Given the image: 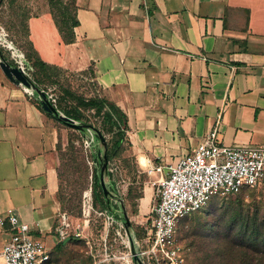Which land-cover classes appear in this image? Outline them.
<instances>
[{
    "label": "crops",
    "instance_id": "0c3cea01",
    "mask_svg": "<svg viewBox=\"0 0 264 264\" xmlns=\"http://www.w3.org/2000/svg\"><path fill=\"white\" fill-rule=\"evenodd\" d=\"M74 5L72 42L63 41L47 4L27 18L26 39L43 62L87 80L125 113L126 138L113 158L127 176L128 160L142 175L137 218L150 219L155 182L213 128L228 146L264 142V0ZM36 100L0 69V216L12 209L55 264L56 250L75 239L70 231L57 237L63 218L70 226L59 199L69 128ZM150 167L162 173L148 174ZM9 236L0 226V248Z\"/></svg>",
    "mask_w": 264,
    "mask_h": 264
},
{
    "label": "rangeland",
    "instance_id": "374dc122",
    "mask_svg": "<svg viewBox=\"0 0 264 264\" xmlns=\"http://www.w3.org/2000/svg\"><path fill=\"white\" fill-rule=\"evenodd\" d=\"M59 1L54 6L56 13L57 9L66 6L70 9V0ZM46 4L49 7L48 0H2L0 29L6 41L16 49L24 50L26 20L40 13ZM0 52L12 65L9 53L2 45ZM41 88L53 93L57 99L63 96L64 89L87 98L97 94L96 88L87 80L62 71ZM85 115L88 123L98 127L99 122L92 111H85ZM67 127V143L59 150V199L61 211L68 216L69 231L72 235L76 230L81 234L56 250L53 254L55 264H124L131 246L124 245L122 240V237L125 240L127 224L121 217L126 216L135 240L143 236L148 226L146 220L136 217L138 198L142 195V175L132 173L133 167L128 160L127 176L112 157L108 162L111 175L103 177L111 209L109 212L102 210L100 202L92 195V169L94 166L99 168V164L92 161L93 146L101 145L94 140L93 130H86L82 136L78 129ZM102 135L107 141L112 140L110 133L104 131ZM106 215L113 218L107 227ZM263 223L264 190L244 189L238 194L212 196L202 209L184 218L179 226L185 264H238L242 259L246 264H259L264 260ZM202 249L204 253H201ZM203 255L208 256L204 263Z\"/></svg>",
    "mask_w": 264,
    "mask_h": 264
},
{
    "label": "built area",
    "instance_id": "2783aa9c",
    "mask_svg": "<svg viewBox=\"0 0 264 264\" xmlns=\"http://www.w3.org/2000/svg\"><path fill=\"white\" fill-rule=\"evenodd\" d=\"M2 45L12 61L31 81V69L22 51L4 38ZM55 108L56 96L39 88ZM161 172V167H150L147 173ZM244 189L264 190V142L259 145H232L222 143L218 128L209 131L187 154L177 157L156 182L151 204V217L143 236L135 240V253H126L124 264H185L184 248L178 236L182 220L202 209L212 196L238 194ZM106 227L113 221L106 215ZM8 225L10 236L0 248V264H53L50 250L38 237L30 233V226L12 209L0 216V226ZM76 230L73 236H79ZM70 235L63 218L57 237ZM124 245L131 246L130 238L122 237ZM96 264V263H94Z\"/></svg>",
    "mask_w": 264,
    "mask_h": 264
},
{
    "label": "trees",
    "instance_id": "16d2710c",
    "mask_svg": "<svg viewBox=\"0 0 264 264\" xmlns=\"http://www.w3.org/2000/svg\"><path fill=\"white\" fill-rule=\"evenodd\" d=\"M71 1V7H63L57 9L56 13L54 10V6L59 3V0H48L49 11L53 17L55 25L63 39L64 42L70 43L74 40V27L78 24V21L75 17V5L74 0ZM2 0H0L1 5ZM26 32V28H25ZM24 57L26 58L28 65L31 69L32 80L31 82L37 87L41 88L43 84L47 82V80H51L56 78L57 74L62 70L46 64L43 62L36 51L33 49L31 43L26 39L25 49L22 50ZM1 53V52H0ZM0 58L4 61H7L6 58L0 54ZM8 62V61H7ZM9 63V62H8ZM63 72V71H62ZM51 82H54L52 80ZM69 102L61 105V102ZM38 107L45 112L42 107L40 100H36ZM55 109L68 117L75 122L78 123H88L85 115V111H92L93 117L97 118L99 125L98 127L95 125L93 137L96 142H98L101 147H94V153L92 155L93 164H99V168L96 166L92 169V195L97 202H100V208L106 212L110 211V205L108 203V195L104 194L103 188L101 186V177L104 176L110 177L108 169V162L114 156L115 152L121 147L122 143L126 138V130L127 126V117L125 113L112 101L108 100L106 97H100L98 95H94L91 97H84L76 94L71 90H63V96L59 97L56 101ZM47 115L52 117L53 119L59 121L60 123L69 126L63 120H58V115L45 112ZM71 127V126H69ZM82 136L85 134L84 129H78ZM108 132L111 134V141H107L102 132ZM97 133H100L103 136L104 142H101ZM105 156V157H104ZM104 164L106 166L104 167ZM104 169V172L101 174V169ZM60 176V172H59ZM104 181V180H103ZM118 217V216H117ZM264 227V223L262 224ZM130 242L133 244V250H135V239L128 232ZM201 253H204V249H202ZM222 253V252H221ZM218 256V255H217ZM221 259V255L219 256ZM205 260H208L207 255L202 256V263ZM215 264V263H212ZM220 264V263H218ZM238 264H246L244 259L240 260ZM250 264V263H249ZM259 264H264V260L259 261Z\"/></svg>",
    "mask_w": 264,
    "mask_h": 264
},
{
    "label": "water",
    "instance_id": "95a60500",
    "mask_svg": "<svg viewBox=\"0 0 264 264\" xmlns=\"http://www.w3.org/2000/svg\"><path fill=\"white\" fill-rule=\"evenodd\" d=\"M0 69L3 73V75L13 84L17 85V86H21L22 88H24L25 90H27L28 92H31L32 90L36 92L37 95H39L40 97V103H41V107L45 112H49V113H53V114H57L58 115V120H63L66 124H68L69 126L75 128V129H84L86 130H93L94 128L91 124H86V123H78L75 122L74 120L65 117L64 115H62L61 113H59L46 99L44 93L37 88L23 73L22 71L15 67L12 66L11 64H9L7 61H4L2 59H0ZM95 132V131H94ZM99 139L101 142H104L103 136L100 133H97ZM105 157V156H104ZM106 166V164H104V167ZM104 172V169H101V174ZM101 186L103 188L104 194L107 195V190H106V186L104 184L103 178L101 177ZM131 244V249L133 250V244L130 242ZM134 261L136 264H142L140 262V260H138L136 257L134 258Z\"/></svg>",
    "mask_w": 264,
    "mask_h": 264
},
{
    "label": "bare ground",
    "instance_id": "6f19581e",
    "mask_svg": "<svg viewBox=\"0 0 264 264\" xmlns=\"http://www.w3.org/2000/svg\"><path fill=\"white\" fill-rule=\"evenodd\" d=\"M81 231H82V233H84L83 229Z\"/></svg>",
    "mask_w": 264,
    "mask_h": 264
}]
</instances>
